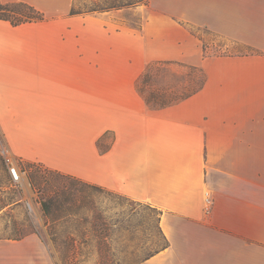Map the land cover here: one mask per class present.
<instances>
[{"label":"crops","instance_id":"1","mask_svg":"<svg viewBox=\"0 0 264 264\" xmlns=\"http://www.w3.org/2000/svg\"><path fill=\"white\" fill-rule=\"evenodd\" d=\"M1 1L46 18L0 19V147L156 209L167 243L138 264H264V0ZM194 26L253 51L205 56ZM153 61L205 83L153 108L137 87ZM54 250L0 238V264H60Z\"/></svg>","mask_w":264,"mask_h":264},{"label":"rangeland","instance_id":"2","mask_svg":"<svg viewBox=\"0 0 264 264\" xmlns=\"http://www.w3.org/2000/svg\"><path fill=\"white\" fill-rule=\"evenodd\" d=\"M83 1L92 5L94 0H80L79 7ZM146 3L143 0L131 7ZM131 20L134 26L140 24L136 15ZM191 30L200 37L205 56L253 51L204 27ZM152 73V89H172L178 94L197 85L205 75L201 67L174 62H161ZM30 163L34 165L30 167ZM13 165L22 171L21 182L13 180ZM39 165L46 167L0 147V238L21 239L37 233L54 246L60 264H138L166 245L159 212L153 207L98 185L90 188L87 182L72 177L54 176L49 181ZM33 170H37L35 185L30 178ZM48 196L69 209L57 211L55 207L54 221L42 210L41 200Z\"/></svg>","mask_w":264,"mask_h":264},{"label":"trees","instance_id":"3","mask_svg":"<svg viewBox=\"0 0 264 264\" xmlns=\"http://www.w3.org/2000/svg\"><path fill=\"white\" fill-rule=\"evenodd\" d=\"M79 1L80 0H73V4L71 7L70 13L72 15L74 14H85V13H97V12H105L110 11L112 9H121L126 7H131L134 4L141 2L143 0H94L92 5H88L85 1L82 2V6L79 7ZM149 0H147L148 3ZM146 3V4H147ZM46 18L45 14L37 9L35 6L31 5L28 2L25 1H15V2H9V3H3L0 0V19L8 20L11 22L12 25H20L27 22H33V21H41ZM164 62V61H153L148 64L145 71L141 74L139 79L137 80V87L140 91V93L145 97L147 103L153 107H164L173 103H176L193 93H195L198 89H200L203 84L205 83L206 77L204 75V78L201 82H199L197 85H193L191 88L187 89L185 92L176 93L174 90H159V89H152L149 86L150 79L152 76V69L156 67L157 64ZM193 68H197L196 66H192ZM34 165L33 163L29 164L30 167ZM39 171L44 172L45 174H48L47 177L49 181L54 176H66V177H72L71 175L62 173L58 170L50 169V168H43L38 166ZM35 171V172H33ZM31 173V181L33 185L37 182V170H33ZM79 180V179H77ZM88 187L97 189L99 188L95 184L86 183ZM42 204V210L46 217L54 221V213H55V207L57 211L59 210H66L67 207H63L59 203H55L52 196L45 197L41 200ZM67 210H69L67 208Z\"/></svg>","mask_w":264,"mask_h":264},{"label":"built area","instance_id":"4","mask_svg":"<svg viewBox=\"0 0 264 264\" xmlns=\"http://www.w3.org/2000/svg\"><path fill=\"white\" fill-rule=\"evenodd\" d=\"M10 171H11V175H12V177H13V180L15 181V182H21V180H22V171H21V169L18 167V165H13V166H11L10 167ZM27 206H28V208L30 209V210H32L33 209V207H32V205H31V203L30 202H28L27 203Z\"/></svg>","mask_w":264,"mask_h":264},{"label":"bare ground","instance_id":"5","mask_svg":"<svg viewBox=\"0 0 264 264\" xmlns=\"http://www.w3.org/2000/svg\"><path fill=\"white\" fill-rule=\"evenodd\" d=\"M23 182L27 185L26 178L23 177Z\"/></svg>","mask_w":264,"mask_h":264}]
</instances>
